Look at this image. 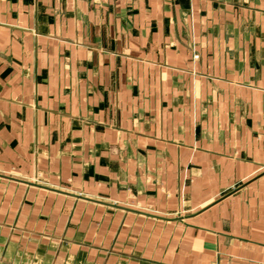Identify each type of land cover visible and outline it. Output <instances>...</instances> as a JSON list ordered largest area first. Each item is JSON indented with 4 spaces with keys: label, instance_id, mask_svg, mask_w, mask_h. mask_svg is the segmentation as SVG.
Masks as SVG:
<instances>
[{
    "label": "crops",
    "instance_id": "0c3cea01",
    "mask_svg": "<svg viewBox=\"0 0 264 264\" xmlns=\"http://www.w3.org/2000/svg\"><path fill=\"white\" fill-rule=\"evenodd\" d=\"M0 264H264V0H0Z\"/></svg>",
    "mask_w": 264,
    "mask_h": 264
}]
</instances>
